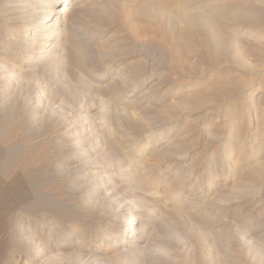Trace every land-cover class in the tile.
<instances>
[{"label": "rangeland", "instance_id": "1", "mask_svg": "<svg viewBox=\"0 0 264 264\" xmlns=\"http://www.w3.org/2000/svg\"><path fill=\"white\" fill-rule=\"evenodd\" d=\"M142 2L144 3V0H126V4L115 0L78 1L77 8L80 21L95 29L96 34L93 39V47L96 48L95 51L99 56L94 61L97 75L93 79L94 85L92 88L82 87L83 92L80 90L77 94H73L68 91V88L60 87L57 94L50 98V94L46 89L51 84L50 88H54L57 78H54V73L41 75L39 70L37 74L35 73L36 78L32 77L35 80L38 77V80L33 84L29 85L28 80L23 78V80L14 84V89L12 88L13 90L9 96L6 94L0 95V264L28 263L24 245L18 240L15 233L18 222L26 225L35 224L37 220L44 219L46 215L54 216L55 212L61 210V208L65 212L70 210L71 214L79 216L82 214L92 215L90 211L85 210L87 204L85 206L83 203V200L86 199L85 195L90 192L97 193V195L101 194L104 197L106 195L113 206L119 204L118 207L121 208L144 209L146 208L145 205H156L157 203L155 204L151 191L133 189L126 179L116 175H113L109 180L107 179L109 182L105 179L106 188L93 189L95 182L100 183L102 178L114 171L118 162L124 163V158L128 160V157H136L146 167L142 170L144 175L150 174L152 178L157 180V183L151 184L150 187L153 188V191H157L156 193L159 194L157 196H162L164 199V202L162 200L158 203L159 206H155L159 214L153 225L156 226L155 228L159 232L154 229L156 235L151 248L152 255L147 254L142 258H138L134 264H150L152 261V264L155 262V264H195L199 261L201 253H204V250H207L209 246L214 250L221 249V246L216 245L212 238H204L200 225L196 224V226L192 223V220L195 223H200L199 221L202 218L199 215L190 213V217L185 212L182 215L181 212L176 213L178 212L176 208L180 207V204L188 197L191 203L194 202L199 194H204L199 205L219 201L216 199L217 192H220L218 186L223 189L224 193H228L227 187L231 185L234 174H239L237 182L241 190L249 192L244 196L241 195L242 197L239 200L245 208L236 212L224 208L219 213L224 216L223 218L228 223L234 225L241 218L243 212H246V209L262 211L261 208L264 207V171L261 177H257L255 174L241 175L239 170L234 171L232 167H224V171L221 172L222 167L215 168L211 163L219 150L221 151L220 142L230 134V125L226 122L223 114V110L227 108L228 104L219 98L216 100L211 97L213 89L209 82L214 77L196 75L197 77L192 79L194 83L192 85H195L193 87L187 84L189 78L186 75H176L172 68L173 59L166 46L169 41L164 33V24H166L168 16L163 18L161 22L152 17H149V19L146 14L137 9ZM159 25H162V27H159ZM104 41L108 43H100ZM235 42L241 51V57L247 61L248 66L254 73L248 75L247 70L238 67L234 71L233 78L242 84L248 82L239 90L242 92L243 98L247 99L248 112L255 118L259 114V109L255 108L254 103L264 104V86L261 87L262 89L255 91L254 98L248 96V93L254 90L257 85L259 86L260 80L261 82L264 81V72H259L264 70V39L255 38L244 34V31H242L236 36ZM99 43L105 46V53L106 50L109 52L106 54L98 53L100 51ZM162 46L164 49H162ZM193 48L196 52L192 60L200 69L207 68L209 57L205 55V47L200 45L199 42H195ZM159 53L161 54L159 55ZM71 57L73 60L75 59V56ZM136 67H143L146 70L155 67V70L151 71V75L145 83L134 88L129 86L127 89L119 88L115 95H110L106 88L101 87L107 85L112 76L117 75L124 68L135 69ZM174 76H180V78H177L184 85L180 87L178 83L176 84L173 79ZM65 93H68V96L72 93L74 97L79 96V98L86 94L84 98L80 99L84 100L79 103L80 108H82L80 112H77L79 109L76 107L62 108V100L68 98ZM89 95L90 97H87ZM260 95H262V98L258 99ZM70 96L68 100L71 99ZM14 101H17V104ZM41 101L43 104L51 103V114L50 112L47 113L44 121L38 123L36 118L32 117L30 119L27 116L30 108L29 104H26L27 102L38 104ZM103 104L109 106L107 111L103 108ZM13 106L16 108H13ZM202 106L204 107L202 108ZM43 113L41 112L40 115ZM84 113L90 115L86 117ZM93 121L97 123L99 140H101V137L103 140H107L106 147L98 151L97 171H93L94 173L87 165H84L85 160L82 155L75 153L67 146L64 147V145L57 148L54 146L56 141L61 138L59 134L66 128L74 127L77 122L87 124ZM74 122L75 124H73ZM104 122L103 125H108L107 128L102 125ZM251 129L246 142L247 151L244 153L247 157L246 161H249L247 164L252 163L249 158L250 151H257L261 145L260 137L256 136V132H258L255 131L256 127L253 125ZM173 138L178 139V145L166 146ZM93 144H89L88 148L90 150L96 148ZM122 145H124L123 150L120 147ZM111 149H114L113 153ZM261 153H264V146L261 148ZM116 154L119 158L112 162ZM57 160L63 164L60 169L55 170L54 162ZM110 160L112 163L109 162ZM107 162L109 167L105 169L104 166L107 165ZM109 163L113 165L111 166ZM198 176L202 178L199 182L197 180ZM180 178L183 179L179 181ZM209 180L213 182H208ZM170 185L177 189V193L172 198L167 199L165 197L170 195L166 190ZM237 201L223 202L224 204L220 201L221 203H219L221 205L237 206ZM78 204L84 205L82 209L77 208ZM135 204L139 206L134 207ZM140 204L145 205L141 207ZM220 204H214L213 206L218 209ZM104 205L97 204V211ZM84 217L88 218L87 216ZM155 244L159 245L156 246ZM163 248L168 250H163ZM174 256L177 258L175 261L173 260ZM123 261V259L112 257L109 264H125V261ZM229 263L231 264L230 261Z\"/></svg>", "mask_w": 264, "mask_h": 264}, {"label": "bare ground", "instance_id": "2", "mask_svg": "<svg viewBox=\"0 0 264 264\" xmlns=\"http://www.w3.org/2000/svg\"><path fill=\"white\" fill-rule=\"evenodd\" d=\"M78 1L0 0V95L6 94L9 96L14 89V84L17 81L23 80V78L28 80L29 85L33 84L38 80V77L35 80V73L37 74L39 70L41 71V75L54 73V78H57L55 87L50 88L52 86L51 84L46 89L50 94V98L57 94L60 87L68 88V91L73 94H77L82 87L87 89L93 87V79L97 75L94 61L99 56V54L97 56V51H95L96 48L93 47V39L96 37V34L95 29L90 28V26L80 21L77 8ZM115 1H121L126 4V0ZM137 9L141 13L146 14L148 18L152 17L160 22L168 16L167 22L164 24V33L166 39L169 41L166 43V46L173 59L172 68L176 75H186L189 78L187 84L193 87L195 85H192L194 84L192 79L197 76L203 77L209 75L210 77H214L209 82V85L213 89L211 91V97H214L213 99L216 100L219 98L228 104L227 108L223 110V114L226 122L230 125V134L220 142L221 151L219 150L218 154L216 153L217 155L211 160L213 166L215 168L222 167L221 172L224 171V167H232L234 171L239 170L241 175L255 174L257 177H261L264 171V153H261V148L264 146V104L254 103L255 108L259 109V114L255 118L252 117L251 113L247 110L249 108L247 99L243 98V94L239 90V88L247 85L246 83L248 82H245V84L239 83L233 78V75L238 67L247 70L248 75H253L254 73L248 66L247 61L241 57V51L235 42V38L240 32L244 31V34L258 39H264V0H144V3L142 2ZM160 26L162 27V25ZM195 42H199L206 49L205 55L209 57V66L207 68L200 69L195 64V61L192 60L196 52L193 48ZM100 43L104 44L108 42L104 41ZM100 43L98 44L100 48L98 53H105V46ZM108 52L106 50V53ZM71 56H75V59L73 60ZM159 58L161 59L162 57ZM154 70L155 67H152L150 70H146L143 67H136L135 69L124 68L117 75L112 76L111 81L107 85L101 87L106 88L110 95H115L119 88L127 89L128 86L134 88L139 84L145 83L151 75V71ZM259 72H264V70ZM33 76L35 77L34 79L32 78ZM177 77L180 78V76H174V82L176 84L178 83L180 87L183 86L184 84ZM263 86L264 81L261 82L260 80L259 86L257 85L254 90L248 93V96L254 98L255 91L262 89L261 87ZM82 90L84 91V89ZM72 93H70L71 96L69 94L70 100H68V93H65L68 98L62 100V108H68L70 106L76 107L79 109L77 112H80L82 108H80L79 103L80 101H84L80 99L84 98L86 94H83L82 98H79V96L74 97ZM87 97H90V95ZM260 98H262V95L258 97V99ZM14 102L17 104V101ZM103 103L105 104V102ZM104 104L103 108L107 111L109 106ZM26 105L30 108L27 116L30 119L32 117L36 118L38 123L39 121L40 123L44 121L47 113L50 112L51 114V103L43 104L41 101V103L33 104L27 102ZM14 106L13 108H16ZM41 112L44 113L40 115ZM85 115L87 117L88 114L86 113ZM30 123L32 124V122ZM108 125L103 126L107 128ZM253 125L256 127L255 131H258L256 132V136L260 137L261 145L257 151L252 150L250 154L248 153L252 163L247 164L249 161H246L247 157H245L244 153L247 151L246 142ZM71 127L66 128L59 134L61 138L56 141L54 146L56 148L62 145L69 147L75 153L83 156L85 160L83 163L90 168L91 172L97 171L98 151L103 150V147L107 145V140L104 139V141L102 137L99 140L97 123H94V121L87 124L85 122H77L74 127ZM99 128L101 129L100 126ZM90 143H94L93 146H96V148L90 150L88 148ZM174 145H178L177 138L170 140L166 146L171 147ZM120 147L121 150L124 149V145ZM111 151L113 153L114 149H111ZM46 156L48 155L46 154ZM117 158H119L118 154H116L114 160L112 159V162H115ZM124 161V163L118 162L116 164L117 167H113V173L111 172V174L109 173L106 177L102 178L100 183L97 184L95 182L93 189L105 187V179L109 180L113 175H116L126 179L133 189L137 188L151 191L154 202L157 204L154 205L149 202L151 204L149 205L147 201L146 204L148 206L140 204L141 207L145 205L146 208L144 209L121 208L120 206L118 207L119 204L113 206L110 199H108L109 197L106 198V195L104 197L101 194L97 195V193L90 192L85 195L86 199L83 200V203L85 206L87 204L85 210L87 212L90 211L92 215L82 214L79 216L71 214L70 210L65 212L60 207L61 210L56 211L54 216L46 215L44 219L37 220L35 224L26 225L25 223L18 222L15 233L18 240L24 245L25 254L28 256L27 264H109V260L112 257L123 259L125 264L129 262L134 264L138 258H142L147 254L152 255L151 248L154 236L156 235L155 230H158L153 224L159 214L155 206L162 200L164 202V199L162 196H157L159 195L156 193L157 191H153V188L150 187L151 184L154 185L157 183V180L152 178L150 174L144 175L142 170L146 167L136 157H128V160L124 158ZM62 164L58 160L55 161V170L60 169ZM106 164L104 166L105 169L109 167L108 162ZM238 175H233L232 183L227 187L229 190L228 193H224L223 189L218 186L220 190V192H217L216 198L219 200L217 201L218 203L211 201L199 205L204 196V194H199V196L196 195L197 197L194 202L191 203L188 197L184 199L180 207L176 208V211H178L176 213L181 212L182 215L184 212L188 213L189 216L190 213L199 215L202 218L199 221L200 223H195L193 220L192 223L195 225L198 224V226L200 225V229H202V233L205 236L204 238H212L216 245L221 246V249L217 248L215 250L209 246L207 250H204V253L202 252L203 254L201 253L199 261H196L197 263L195 264H230L229 261L231 264H264V207L261 208L262 211L260 212L259 210L253 211L246 209V212H243L241 218L234 225L228 223L223 218L224 216L219 213L224 208L235 212L245 208L239 200L242 197L241 195L244 196V194L246 195L249 192L241 190L237 182L239 179ZM182 179L180 178L179 181ZM197 180L199 182L202 178L198 176ZM208 182L213 181L209 180ZM166 191L170 195L169 197H165L167 199L172 198L177 193V189H174L172 185L168 186ZM234 200H238L237 206L220 204L221 202L224 204L223 202H232ZM99 203L105 205L97 211V204ZM137 203L139 204V202ZM138 204H135L134 207H138ZM214 204H220L218 205V209L214 208ZM78 205L77 208L79 209H82L84 206L83 204ZM163 250L166 249L163 248ZM175 257H172L174 261L177 259ZM152 263L150 262V264Z\"/></svg>", "mask_w": 264, "mask_h": 264}]
</instances>
